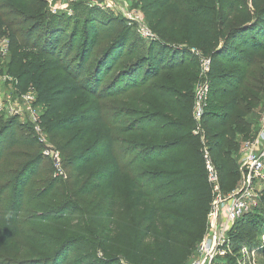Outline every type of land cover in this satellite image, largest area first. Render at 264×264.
<instances>
[{"label": "trees", "instance_id": "1", "mask_svg": "<svg viewBox=\"0 0 264 264\" xmlns=\"http://www.w3.org/2000/svg\"><path fill=\"white\" fill-rule=\"evenodd\" d=\"M141 1L149 10L170 3V0H162V3L159 0ZM250 1L253 15L245 16L242 24L230 29L226 35L222 33L219 36L222 38L221 44H218L219 38L216 40L211 35L210 25L194 17L193 31H197L199 37L197 46L202 51L201 55L210 59V76L216 75L224 65H241L246 69L257 66L264 79V0ZM202 16L208 21L205 13ZM90 25V34L85 33L81 39V61L84 56L90 59L94 47L100 43V23L92 20ZM65 33L62 20L50 15L45 9L44 0H0V36L8 41L9 52L22 71L18 76L19 82L25 85L22 91L29 86L34 87L37 102L45 108L40 123L46 138L54 142L60 136V157L75 166L76 176L72 184L77 192L74 196H102L97 205L101 209L94 212L96 219L102 218L98 230L104 228L112 232L113 239L134 244L133 252L129 255H117L112 245L110 249H102L106 257L103 264H123L124 261L125 264H182L189 258L191 260L207 232L213 201L205 167L199 159V141L189 136L191 131L182 126L180 116L173 109L171 111L177 121L147 131L138 125L126 127V131L121 130L117 120L104 128V118L98 107H93L95 118L90 115V109L87 113L78 112L77 104L81 98L89 96L96 99L98 93L97 88L90 89L81 81L85 73L84 66L73 67L70 55L63 53L68 49L71 54L79 41L76 31L69 35ZM159 39L163 42L164 36L159 34ZM125 40L126 37L122 36L120 40L114 41L111 50L98 63L96 74L102 75L115 55H121ZM152 46L142 66L158 71L165 62L166 48L157 43ZM33 50L36 59H43L45 63L43 67L39 65L27 69L25 61ZM110 52L114 53L112 58ZM117 64L114 58L112 66ZM46 67L59 68L61 74L51 76L41 73V68ZM212 82L232 88L236 80L213 77ZM121 83L123 80L120 78L110 85L107 96H120L117 84L121 86ZM137 83L133 79L131 86ZM113 87L116 93L110 90ZM244 105L242 99L233 96L227 111L235 108L243 110ZM16 120L4 121L0 117V264H69L68 238L58 234L56 238L45 237L46 241H39V232L30 230L29 220L38 217L41 222L70 226L67 212L72 206L67 204L57 207L45 203L48 198L46 184L58 181H49L48 175L43 174V149L28 134L30 129ZM221 128L222 132L214 137L217 143H211L212 148L207 143L211 152L214 146L232 149V145L225 140L228 133L224 122ZM253 130V135L248 139L257 133L256 124ZM134 131L145 133V140H152L153 143L149 146L132 144L135 147L144 146L146 152L124 161L128 153L117 148L119 139L115 135ZM94 134L97 140L90 146L88 138ZM218 158L215 163L220 186L224 193H228L237 185L235 179L240 159L239 156L233 158L226 151L220 152ZM39 184L45 185L42 191H37ZM123 186L127 187L130 206L129 213L125 215L119 192ZM48 191H51L50 187ZM30 208L37 209L41 214L27 218ZM56 210L60 212L59 216H54ZM44 212L47 214L44 215ZM253 212L237 221L230 232L234 247L238 248L235 244L240 232L237 224L247 220ZM25 242L31 246L28 252L21 249ZM39 248H44L46 254L50 255L47 262L39 261ZM17 255L21 259L15 257ZM228 260L235 261L233 257H228ZM78 264L85 263L80 261Z\"/></svg>", "mask_w": 264, "mask_h": 264}, {"label": "rangeland", "instance_id": "2", "mask_svg": "<svg viewBox=\"0 0 264 264\" xmlns=\"http://www.w3.org/2000/svg\"><path fill=\"white\" fill-rule=\"evenodd\" d=\"M44 2L45 9L50 15L58 16L62 20L66 35L72 31L78 33L79 41L73 48V52L70 54L67 49L63 53L70 55L69 59L72 60L73 67L84 66L85 73L81 81L90 89L95 90L97 88L98 96L96 99L85 96L79 100L78 112L85 111L84 113H87V110L90 109V115L95 118L96 114L93 112V107H98L102 111L104 128L107 127V124H112L117 120L121 130L126 131V127L138 125L147 131V129L162 128L164 125H171L177 121V117L172 114L171 109H173L177 111L178 117L180 116L182 126L189 129V132L191 131L189 136L195 137L199 141L197 149L200 152L199 159L201 164L203 161L204 167V152L206 150L216 170L215 161L219 160L218 154L220 152L226 151L231 153L233 158L239 156L240 159L242 143L253 135L254 124L258 128L264 116L263 76L257 66L246 69L241 65H224L213 77L225 80L234 79L236 80L235 86L231 88L222 84H213V77L209 75L210 69L206 72L201 68L200 58L203 57L201 49L197 46L199 42L197 31H193V19L196 17V20L205 21L204 23L209 24L211 35L218 40L222 33L226 35L230 29L242 24L245 16L253 15L254 9L250 0H170L168 5L153 10L146 8L145 3L141 0H75L73 2L44 0ZM159 3H162V0H159ZM134 13L139 15V22L130 19ZM202 13L208 16V21L204 20ZM92 20L100 23V43L94 47L93 56L90 59L84 56L81 61L79 60L82 54L80 52L82 48L81 39L85 33L90 34ZM143 29L148 32L149 37L143 34ZM159 34L164 36L163 42L159 39ZM122 36L126 37V44L121 55L117 54L114 57L118 64L112 66L113 58L110 66L102 75L96 74L98 63L111 50L114 41L120 40ZM1 39L5 38L0 36V41ZM156 43L166 48L165 62L158 71L142 66L147 52ZM221 43L222 38H219L218 44ZM111 52L109 55L112 58L114 53ZM34 53L33 50L29 59L25 61L27 69L39 67V65L43 67L45 63L43 59H36ZM48 59H52V57ZM40 71L51 76L61 74L59 68L53 67L41 68ZM21 72L13 60L12 53L9 52L7 57L0 59V78L3 76L13 78V83L0 82V98L2 101L8 99L14 107L22 106L21 94L26 90L22 91L25 85L18 80ZM11 73H15V75L13 76ZM126 73L128 74L125 76ZM120 78L123 80L121 86L117 84L120 87V91H118L120 96L110 98L107 96L108 88ZM133 79L138 82L135 86H131ZM203 86L207 87L204 95L200 90ZM115 89L113 87L110 90L116 93L117 90ZM233 96L244 101L243 110L235 108L232 111H227V105ZM198 101L202 103L204 110V116L200 122L194 118V108ZM33 107L41 120V116L45 112L44 106L36 101ZM1 119L9 120L4 117ZM16 121L30 129L28 134H31V137L38 141L43 151L49 149L59 154L62 152L58 146L61 142L60 136H57L54 142L49 141V139L40 142L39 133L35 131L34 125L27 118H19ZM222 122L225 123V131L228 133L225 140L232 145V149L226 147L218 149L214 146L212 153L207 147V143L209 142L211 148V143L212 145L217 143L214 137L222 132ZM197 126L200 127V131L196 136L193 131L197 129ZM144 134L141 131L116 133L115 136L119 139L117 148L123 153H128V157L124 161H129L132 157L146 152L144 146L143 148L135 147L132 144L139 145L140 143L149 146L153 143L152 140H145ZM202 138L204 144L201 142ZM88 140L90 146L94 145L97 140L96 135L94 134ZM60 164L61 172L58 171L50 158L45 157V163L41 167L43 174L48 175L49 181H58V183L46 184L48 198L45 203L57 205V207L70 204L72 208L67 212L70 226L41 222V218L38 217L29 220L30 230L39 232V241H44L45 237L56 238L58 234L65 239L68 238L70 252L67 257H70L69 264H78L80 261L85 264H103L106 257L102 249H110V245L117 255L131 254L134 244L113 239L112 232L104 228L98 230L102 218L96 219L94 212L96 213L97 210L101 209L97 208V205L102 196L75 197L77 190L73 188L72 184L76 176L75 166L66 160H62L61 157ZM59 173H62V176ZM236 173L235 181H238V185L242 179L240 168ZM256 182L255 206L252 209L254 212L249 215L247 220L237 224L240 232L238 241L235 243L238 248L235 247V250L238 253L239 248L243 246L250 250L258 249L255 262L256 264H264V183ZM43 186L45 185L39 184L37 191H42ZM48 187H50V192ZM119 192L125 215V213H129L130 207L127 187L123 186ZM58 210L54 212V216L60 215ZM40 214L37 209L30 208L26 217H37ZM46 214L44 212V215ZM30 247L27 242L25 245H21V249L26 252L30 251L28 250ZM15 257L21 259L20 255ZM49 257L50 255L46 254L44 248H39V261L47 262ZM234 259L235 261H231L228 258H222L219 260V264H235V262L240 261V257ZM189 260L190 258L182 264H188Z\"/></svg>", "mask_w": 264, "mask_h": 264}, {"label": "built area", "instance_id": "3", "mask_svg": "<svg viewBox=\"0 0 264 264\" xmlns=\"http://www.w3.org/2000/svg\"><path fill=\"white\" fill-rule=\"evenodd\" d=\"M73 2L75 0H68ZM134 22H139L140 17L137 13L130 16ZM143 34L149 37L148 32L143 29ZM9 55V44L6 39L0 41V59ZM203 57V56H202ZM203 71L210 69V59L200 58ZM0 82L13 83V78L3 76ZM204 95L207 87H201ZM22 106H12L9 100L2 101L0 98V117L8 119L27 118L34 125L35 131L39 133L40 142L46 141V135L41 128L40 118L33 105L36 104L37 94L35 88L29 86L21 94ZM8 104V105H7ZM204 116L203 105L200 101L196 102L194 108V118L197 122ZM200 127L193 131L198 135ZM204 144V139H201ZM205 170L207 183L213 194V201L208 215L207 232L202 241L197 245L195 253L188 264H217L222 258L240 257L237 264H256L257 250H250L243 246L238 253L229 237L237 221L249 214L255 206V185L256 181L264 183V116L262 117L257 133L250 139L245 140L240 148V171L241 181L231 192L224 193L220 186L218 172L208 154L205 152ZM43 156L52 160L58 171L61 172L60 154L56 151L45 149ZM62 176V173H59ZM237 253V254H236Z\"/></svg>", "mask_w": 264, "mask_h": 264}]
</instances>
